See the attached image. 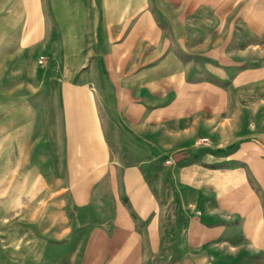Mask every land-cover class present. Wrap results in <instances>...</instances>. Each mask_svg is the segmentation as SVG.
Here are the masks:
<instances>
[{
  "label": "crops",
  "instance_id": "0c3cea01",
  "mask_svg": "<svg viewBox=\"0 0 264 264\" xmlns=\"http://www.w3.org/2000/svg\"><path fill=\"white\" fill-rule=\"evenodd\" d=\"M86 3L0 0L5 137L27 150L32 124L54 110L57 181L68 165L75 189L88 178L105 204L86 263L264 264V116L227 95L247 73L242 59L264 57V0L237 5L228 23L193 1L115 13ZM47 54L64 63L40 81ZM248 71L264 75V61Z\"/></svg>",
  "mask_w": 264,
  "mask_h": 264
},
{
  "label": "rangeland",
  "instance_id": "374dc122",
  "mask_svg": "<svg viewBox=\"0 0 264 264\" xmlns=\"http://www.w3.org/2000/svg\"><path fill=\"white\" fill-rule=\"evenodd\" d=\"M93 1L95 2L87 0L86 3L90 12L96 8ZM186 1L208 5L211 9L221 8L222 18L226 23L233 18L237 5L249 2V0H105V7L107 12L114 9L115 13L124 4ZM71 7L73 4L67 1L66 8ZM211 44L210 48L215 45ZM54 49L56 44L51 43L49 50ZM39 58L38 62L42 61L43 65L39 66L42 70L38 71L36 78L41 81L50 77L53 80L57 76L53 72L63 66L64 60L58 54H47ZM263 61L264 57L254 62L242 59V69L245 68L243 71L247 73L241 75V82H238L241 85L227 93L231 98H240L243 104H249L250 100H254V106L244 108L254 110L252 114L257 113L259 117L264 116V75L249 74L248 70ZM251 82L259 86L247 85ZM5 109L8 110V107ZM50 114L52 122L32 124L31 130L35 136L28 140L27 150L26 140L19 138L11 141L5 137L9 131L10 115L8 111L6 114H0V264H87L86 261L90 259L91 252L84 249L85 243L93 226L100 222V217L105 214V204L92 201L93 195L88 178H81L83 186L75 189L72 177L74 171L68 165L63 172V179L57 181V171L52 169L56 156L49 153L57 147L59 127L58 123L53 121V115L55 116L53 109ZM17 126L16 130L20 134L22 127L20 124ZM31 163L33 170H28ZM122 203L129 210L125 200H122ZM129 212L132 215V211ZM153 258L151 254L149 259ZM156 264H160V261Z\"/></svg>",
  "mask_w": 264,
  "mask_h": 264
},
{
  "label": "built area",
  "instance_id": "2783aa9c",
  "mask_svg": "<svg viewBox=\"0 0 264 264\" xmlns=\"http://www.w3.org/2000/svg\"><path fill=\"white\" fill-rule=\"evenodd\" d=\"M41 59V58H39ZM40 61V60H39ZM206 141V138L205 137H198L196 140H195V143H199V142H205ZM172 161V159H166L164 160L165 163H170Z\"/></svg>",
  "mask_w": 264,
  "mask_h": 264
}]
</instances>
